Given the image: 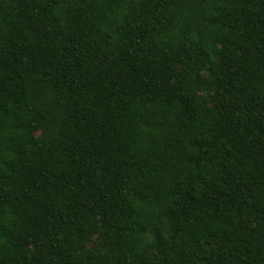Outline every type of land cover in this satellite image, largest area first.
Listing matches in <instances>:
<instances>
[{"label": "trees", "instance_id": "1", "mask_svg": "<svg viewBox=\"0 0 264 264\" xmlns=\"http://www.w3.org/2000/svg\"><path fill=\"white\" fill-rule=\"evenodd\" d=\"M0 264H264V0H0Z\"/></svg>", "mask_w": 264, "mask_h": 264}, {"label": "rangeland", "instance_id": "2", "mask_svg": "<svg viewBox=\"0 0 264 264\" xmlns=\"http://www.w3.org/2000/svg\"><path fill=\"white\" fill-rule=\"evenodd\" d=\"M95 242V241H94Z\"/></svg>", "mask_w": 264, "mask_h": 264}]
</instances>
